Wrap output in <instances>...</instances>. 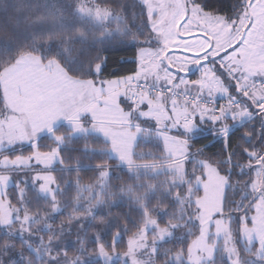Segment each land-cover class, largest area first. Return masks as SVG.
Instances as JSON below:
<instances>
[{"label": "snow or ice", "instance_id": "snow-or-ice-1", "mask_svg": "<svg viewBox=\"0 0 264 264\" xmlns=\"http://www.w3.org/2000/svg\"><path fill=\"white\" fill-rule=\"evenodd\" d=\"M0 13V264H264V0ZM130 49L135 69L105 78V53Z\"/></svg>", "mask_w": 264, "mask_h": 264}, {"label": "trees", "instance_id": "trees-1", "mask_svg": "<svg viewBox=\"0 0 264 264\" xmlns=\"http://www.w3.org/2000/svg\"><path fill=\"white\" fill-rule=\"evenodd\" d=\"M8 3H14L15 0H7ZM129 3H131V0H128ZM4 16L3 13H0V22H3ZM114 26V25H113ZM105 55H107L108 57V63L106 65V71L104 73L105 78H116L118 76H125V75H129L131 73V71H133L135 69V63L133 62V51L130 49L129 51H111L108 53H105ZM190 76H193L190 75ZM171 134L175 135V132H172ZM212 140L211 135L209 134V132L207 131V127L205 126V130L201 133L198 134L196 142H195V148H199L202 147L203 145L207 144L208 147L205 150V156H211L213 153L217 152L220 148V141L219 139H217L216 141H214L213 143H209V141ZM40 143L42 145L48 144L50 143V141H48L46 138H42L40 140ZM162 146V145H161ZM42 150H46V149H42ZM20 151L23 152L24 155H28L31 151L30 147H22L19 148L17 151V154H20ZM137 152H156L157 149L155 147H153L152 144H145L143 142V140H141L139 147H137L136 149ZM203 157H198V159H202ZM87 163V162H85ZM58 167V166H57ZM188 168H191V164L187 165ZM126 168L123 171H117L116 173H114V176H120L123 179H126L125 176V172H126ZM57 175H60L59 172L56 173ZM76 173L73 172L71 174H65V179H72L75 180L76 178ZM97 174L91 170L88 169H82L79 173V176L82 180V182L84 183H88L92 178H94ZM118 181L115 180V178L112 180V183H117ZM12 192H14V189L12 187L9 188V193L11 194ZM229 195L231 196V193H229ZM236 199H239V196L237 195ZM127 211L126 207H118L114 209V212H124ZM133 218H135L136 213H132L131 214ZM58 219H63V217H58ZM130 235V233H125L122 235L120 241L117 244V251H124L126 248V242L128 240V236ZM191 239V238H189ZM106 241H111V236H106L105 237ZM173 244H169L167 245V247H173ZM94 247V245L89 244L88 248L89 251H91V249ZM175 247H180L179 244H176Z\"/></svg>", "mask_w": 264, "mask_h": 264}, {"label": "rangeland", "instance_id": "rangeland-1", "mask_svg": "<svg viewBox=\"0 0 264 264\" xmlns=\"http://www.w3.org/2000/svg\"><path fill=\"white\" fill-rule=\"evenodd\" d=\"M190 75H192V74H189V75H188V78H189V79H196L198 74L193 75V76H190ZM217 97H221V96L217 95ZM173 132H175V131H173ZM22 147H30V146H29L27 143H25V145L22 146ZM22 147H21V148H22ZM10 187H11V186H10ZM126 247H127V242H126ZM125 249H126V248H125ZM120 252H123V251H120Z\"/></svg>", "mask_w": 264, "mask_h": 264}, {"label": "built area", "instance_id": "built-area-1", "mask_svg": "<svg viewBox=\"0 0 264 264\" xmlns=\"http://www.w3.org/2000/svg\"><path fill=\"white\" fill-rule=\"evenodd\" d=\"M217 105L226 103V100H216Z\"/></svg>", "mask_w": 264, "mask_h": 264}, {"label": "crops", "instance_id": "crops-1", "mask_svg": "<svg viewBox=\"0 0 264 264\" xmlns=\"http://www.w3.org/2000/svg\"><path fill=\"white\" fill-rule=\"evenodd\" d=\"M217 99H225V98H224V97H216V100H217ZM24 145H25V144H24ZM24 145H23V146H24Z\"/></svg>", "mask_w": 264, "mask_h": 264}]
</instances>
